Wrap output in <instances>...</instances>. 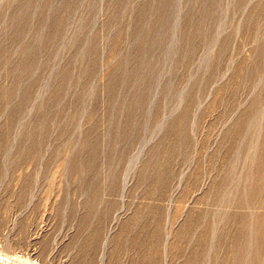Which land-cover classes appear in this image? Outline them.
I'll list each match as a JSON object with an SVG mask.
<instances>
[{"label": "rangeland", "instance_id": "374dc122", "mask_svg": "<svg viewBox=\"0 0 264 264\" xmlns=\"http://www.w3.org/2000/svg\"><path fill=\"white\" fill-rule=\"evenodd\" d=\"M0 264H264V0H0Z\"/></svg>", "mask_w": 264, "mask_h": 264}]
</instances>
